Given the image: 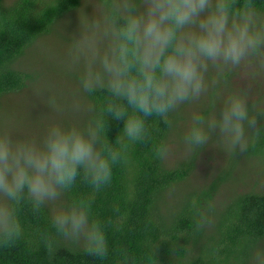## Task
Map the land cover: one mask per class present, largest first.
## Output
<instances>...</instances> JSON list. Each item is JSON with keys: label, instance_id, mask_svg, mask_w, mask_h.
I'll return each instance as SVG.
<instances>
[{"label": "clouds", "instance_id": "1", "mask_svg": "<svg viewBox=\"0 0 264 264\" xmlns=\"http://www.w3.org/2000/svg\"><path fill=\"white\" fill-rule=\"evenodd\" d=\"M78 18L66 67L92 102L89 117L50 122L39 138L0 132V248L24 236L20 210L28 206L48 214L51 231L40 240L49 252L64 243L104 261L111 221L95 216V195L133 146L151 140L150 122L174 129L183 109L215 92L211 108L194 110L180 135L189 157L209 145L244 153L251 136L264 134V110L228 80L231 70L264 59V0H84ZM45 105L65 111L55 95ZM110 121L123 125L115 140ZM153 153L166 157L169 143L153 145ZM78 185L90 191L70 195Z\"/></svg>", "mask_w": 264, "mask_h": 264}, {"label": "trees", "instance_id": "2", "mask_svg": "<svg viewBox=\"0 0 264 264\" xmlns=\"http://www.w3.org/2000/svg\"><path fill=\"white\" fill-rule=\"evenodd\" d=\"M83 3L0 0V100L22 92L31 81V74L19 68L25 52ZM84 98L88 110L92 102ZM175 119L174 129L150 122L151 140L133 146L128 163L114 168L110 185L95 195V216L111 221L106 260L64 243L49 252L40 240L42 232L51 231L47 212L33 214L24 206V236L14 246L0 248V264H255L257 256L264 258V192L238 191L234 183L242 161L256 158L264 166V134L251 136L246 152H230L231 158L215 168L206 185L193 187L189 179L205 149L189 157L180 142L187 120ZM122 126L109 122L110 140ZM161 141L169 143L170 153L157 158L153 145ZM89 191L78 185L70 195Z\"/></svg>", "mask_w": 264, "mask_h": 264}, {"label": "rangeland", "instance_id": "3", "mask_svg": "<svg viewBox=\"0 0 264 264\" xmlns=\"http://www.w3.org/2000/svg\"><path fill=\"white\" fill-rule=\"evenodd\" d=\"M84 10L90 14L91 6ZM78 24L77 11L73 16L65 17L62 22L58 23L51 35L40 39L33 48L25 52L19 68L31 74L32 78L22 92L4 96L0 100V132L7 131L18 138L25 136L39 138L50 122L82 124L86 121L89 113L85 98L78 89L76 73L66 67L69 46L67 37L78 34ZM228 80L232 90H243L247 93L250 105L264 110V59H253L231 70L228 73ZM224 93L225 90L220 89V95ZM49 95H55L65 105L63 113H56L45 105ZM210 97L206 96L198 105L183 109L178 117L188 121L194 110L210 105ZM77 102L81 108L79 111H73L72 106ZM174 139L173 135L172 140ZM171 157L174 158L173 156L168 158ZM229 158H231L230 152L225 153L211 145L206 147L197 162L194 174L189 179L190 185L193 187L206 185L213 178L215 168L228 161ZM261 163L256 158L241 162L237 169L239 174L235 173L234 179V183L239 184L238 191L264 192V166ZM253 262L264 264V258L259 255Z\"/></svg>", "mask_w": 264, "mask_h": 264}]
</instances>
